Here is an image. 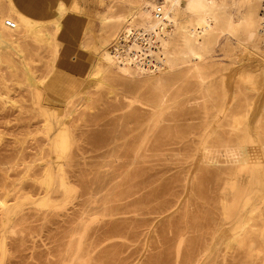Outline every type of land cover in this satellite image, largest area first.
Instances as JSON below:
<instances>
[{
    "label": "rangeland",
    "instance_id": "1",
    "mask_svg": "<svg viewBox=\"0 0 264 264\" xmlns=\"http://www.w3.org/2000/svg\"><path fill=\"white\" fill-rule=\"evenodd\" d=\"M25 1L31 7L55 3ZM66 2L60 17L58 4L47 14L0 0V264H264V189L252 197L247 209L254 210L237 220V230L223 213L225 202L235 198L227 183L248 182L247 171H237L240 142L229 130L234 117L228 110H218L225 130L201 129L204 111L217 107L194 97L176 104L155 135L144 138L131 131L136 125L129 120L136 115L124 119L120 103L100 98L93 83L91 107L77 105V114H66L73 89L99 62L104 12L113 4L129 9L123 0ZM47 29L54 34H45ZM253 37L241 32L229 50L216 38L196 72L215 69L214 58L223 55L245 56L243 64L234 65L241 81L249 76L243 67L250 63L264 69V40ZM85 40L91 48L83 46ZM144 53L150 56L152 49ZM263 69L256 72L262 79ZM29 75L38 85H29ZM252 91L245 96L255 95ZM253 101L236 117L241 128L252 121L246 147L258 141L264 147V103ZM253 157L260 161L264 154ZM78 234L83 247L76 253Z\"/></svg>",
    "mask_w": 264,
    "mask_h": 264
},
{
    "label": "bare ground",
    "instance_id": "2",
    "mask_svg": "<svg viewBox=\"0 0 264 264\" xmlns=\"http://www.w3.org/2000/svg\"><path fill=\"white\" fill-rule=\"evenodd\" d=\"M123 2H126L129 5L127 12L113 3V5L104 12L101 19L105 34L97 47L100 56L99 62L92 67L89 79L87 81L78 82L77 88L73 89L70 98L68 97L69 95H66L69 98L66 103V114H71L72 117V114L76 112L75 108L77 105L91 107L94 95L88 90L92 87L94 88L93 83H97V95L100 96V98L110 99L114 97L117 103H120L118 104L122 111L121 116H123V118L128 115H136L135 118L133 117L129 120L131 121V125L132 123L136 125L134 128H131V131H137L139 135H142L144 138H148L150 135H155L164 116L169 114V111L176 104L185 102L189 99L191 100L194 97H199L204 105L211 102L210 106L217 107L216 111H204L205 116L200 123L203 127L201 129H215V132L217 133L218 131H216V128L219 126L221 132L225 126L220 125L218 110H228V115L234 117L233 121L229 123V130L235 132L236 138L239 139L238 142H240L237 171L239 175L241 172L247 171L248 182L242 184L238 179L233 184L230 182L227 183L229 186H232L231 189L235 193V198L227 204L225 202L223 213L225 218L235 224L243 215L248 219L249 213H252L254 210V208L250 210L247 209L249 205L253 204L251 200L252 197L257 195L259 190L262 191V189H264V157H261L260 161L253 160V156L257 152L263 156L264 147L261 145L260 141L257 142L258 145L251 143L250 147H246L244 144V136L246 132L251 133L250 126L252 121L249 119L247 129L244 127L241 128L240 125L242 121L236 116L239 113L238 111L240 107L247 104L251 99H254L253 102H255V105H258L260 101L264 103V77L262 79L260 76L256 75V72L260 68L263 69L262 65L250 63L246 67L242 66L246 74L249 75L244 81L240 80L238 71H234V65L235 63L240 62L243 64L245 56L236 57L234 60H230L228 55H223L222 57L216 56L214 58L215 69L210 70L206 74H200L201 72L199 71L200 73H198L196 70L203 65L201 62L216 38H219L218 41L221 38L222 45L226 46L227 50L230 49L229 43L235 40L241 32L264 40V0H123ZM57 4L60 6L58 8L59 16L65 14L66 10L63 1L61 0V2ZM7 24L11 27L15 26L11 21H7ZM54 25L57 27V24ZM45 32L47 35H53L54 29H47ZM155 45L159 47L158 51L154 50ZM83 46L88 49L92 47V43L85 40ZM8 48L10 49V46ZM146 48L152 49V55H145L144 49ZM188 53H191L193 57H188ZM55 58L56 57L52 55L50 62L51 67L55 65ZM162 58L166 59L165 66H161L163 64L161 63V60H163ZM246 58L250 59L248 57ZM35 64L33 63V65ZM36 65L38 66V64ZM251 66H253V69H250ZM27 73L29 74L30 72ZM243 74L245 73L243 72ZM27 78L29 85H38V79H36L35 76L29 75ZM247 89H253V91H256L255 95L250 98L245 96V91ZM255 112L257 113L258 110H255ZM245 113L247 112L245 111ZM249 115H251V113ZM68 118L69 116L67 119ZM119 126L121 127L122 125ZM253 129L256 130V127L254 126ZM204 135H206V133H204ZM202 138L204 139L205 137ZM126 142L127 141H125V143ZM143 142L144 141H142V143ZM256 147H259V150H257ZM212 151L214 152V150ZM105 178L102 180H105ZM46 188L48 189L47 186ZM263 197L264 196H260V198ZM95 203L97 202L95 201ZM79 223H81V220ZM247 226L248 225H246V227ZM237 229L238 225L236 224V227L233 230L235 231ZM244 229L242 228V230ZM77 240L78 245L75 248L77 251L76 253H79V250L83 247V244L81 243V235H77ZM74 254L75 251L73 255ZM76 258L78 259L79 256L77 255Z\"/></svg>",
    "mask_w": 264,
    "mask_h": 264
},
{
    "label": "crops",
    "instance_id": "3",
    "mask_svg": "<svg viewBox=\"0 0 264 264\" xmlns=\"http://www.w3.org/2000/svg\"><path fill=\"white\" fill-rule=\"evenodd\" d=\"M59 0H55L54 6L52 7L51 5H40L36 6V4H34L35 6L31 7V6H27L26 5V1L25 0H15L16 4L18 5V7L23 11H27L28 10H35V11H39L40 13L42 12H46L47 14L50 13L54 8L56 9V4ZM64 2H66V0H63ZM67 3V2H66ZM68 5V4H67ZM56 12V11H55Z\"/></svg>",
    "mask_w": 264,
    "mask_h": 264
}]
</instances>
